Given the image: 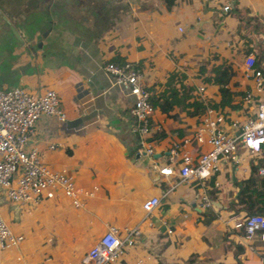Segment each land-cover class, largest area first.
<instances>
[{"label":"crops","instance_id":"1","mask_svg":"<svg viewBox=\"0 0 264 264\" xmlns=\"http://www.w3.org/2000/svg\"><path fill=\"white\" fill-rule=\"evenodd\" d=\"M246 48L261 54L264 69V0H0V87L57 93L66 121L41 117L27 148H35L50 169L83 191L81 206L59 191L43 200L46 228L57 232L56 239L47 238L52 247L78 254L75 264H80L112 224L123 234L136 226L140 231L114 264H259L264 259V242H248L230 222L247 215L236 193L238 182L249 175L252 156L244 154L238 166L221 164L206 181L212 206L203 209L198 182L180 183L177 164L173 175L159 170L171 163L173 148L177 158L188 153L194 159L209 150L206 138L194 137L206 106L199 116L189 114L191 107L175 106V117L154 109L149 131L140 134L133 96L103 70L115 61L140 64L144 84L157 92L171 73H180L194 90L189 101L209 104L218 102V86L204 82L199 68L229 64L236 72L230 88L237 104L221 108L229 130L232 120L245 117L242 98L251 83L238 53H249ZM152 196L161 203L145 213L142 203ZM211 215L217 218L207 223ZM16 247L0 250V264H23Z\"/></svg>","mask_w":264,"mask_h":264},{"label":"built area","instance_id":"2","mask_svg":"<svg viewBox=\"0 0 264 264\" xmlns=\"http://www.w3.org/2000/svg\"><path fill=\"white\" fill-rule=\"evenodd\" d=\"M229 9L228 4L223 7L224 11ZM238 62L243 76L251 83L242 98L245 117L232 120L230 129L226 130L223 110L205 104L206 115L194 137L199 142L206 138L209 150L194 159L188 153L177 158L178 152L173 148L171 163L159 170L161 174L170 176L174 174L173 164H177L180 183L198 182L204 192L200 202L203 209L212 206L204 191L206 181L220 170L222 163L238 166L242 164L244 154L252 156L255 163V158L264 153V69L262 65L256 66V56L252 52L238 53ZM103 70L114 85L126 88L133 96L132 114L136 129L140 134L147 133L154 108L150 103L151 93L143 82L142 70L130 61L121 64L109 62ZM197 92L201 99H205L203 86H199ZM43 116L66 121L54 90L45 89L33 94L22 87H0V194L14 203L28 205L42 202L46 196L59 191L74 206H81L80 194L83 191L73 179L50 169L35 148H27V142ZM146 153L152 155V148L148 147ZM257 172L264 176V167H259ZM160 203L159 196H152L143 201L142 209L150 213ZM230 222L234 228L242 230L248 242L256 239L264 242V214L253 213L232 218ZM139 233L138 226L123 234L115 225H107L98 240L83 253L80 264L118 262L134 246ZM23 239L22 234L13 232L0 211V250L18 246ZM136 264L144 263L138 260ZM259 264H264V259Z\"/></svg>","mask_w":264,"mask_h":264},{"label":"trees","instance_id":"3","mask_svg":"<svg viewBox=\"0 0 264 264\" xmlns=\"http://www.w3.org/2000/svg\"><path fill=\"white\" fill-rule=\"evenodd\" d=\"M171 2V0H169ZM247 52H251L250 48L245 49ZM256 56V66L260 64L262 56L259 52L255 54ZM116 63H124L117 62ZM136 64V63H135ZM136 67L141 70L140 64H136ZM199 76L201 79L209 84H215L218 86L219 90V100L218 102L209 103L213 108H224L231 107L234 108L237 104L234 103V97L236 93L230 88V81L236 72L233 70L231 65L226 63H221L219 65H210L207 63L202 64L199 68ZM185 76L173 72L170 74L165 87L160 92H157L154 88H148L150 95V103L154 109L165 113L169 117H175L173 113L175 106L181 107H191L192 111L189 112L190 115H201L205 110V104L202 101L194 99L192 102L189 99L193 98L194 90L190 86L184 85L183 81ZM179 83V88L176 87V83ZM250 162V171L246 179L238 182L237 195L244 203L247 215L250 213H262L264 214V176L258 174L257 170L259 167H264V153L255 158ZM256 203L259 206H256ZM216 215H211L207 223L213 219H216ZM241 233L242 230H241ZM192 262V257L187 261Z\"/></svg>","mask_w":264,"mask_h":264},{"label":"rangeland","instance_id":"4","mask_svg":"<svg viewBox=\"0 0 264 264\" xmlns=\"http://www.w3.org/2000/svg\"><path fill=\"white\" fill-rule=\"evenodd\" d=\"M0 211L12 229L25 234L23 237L25 241L15 246L22 257L24 256L23 264H75L79 258L78 254H66L61 249L58 251L57 248L51 246L50 240H47V238L56 239L57 232L52 233L46 228L44 201L35 206L23 208L22 205L3 196L0 198ZM10 249L4 250L5 253Z\"/></svg>","mask_w":264,"mask_h":264}]
</instances>
